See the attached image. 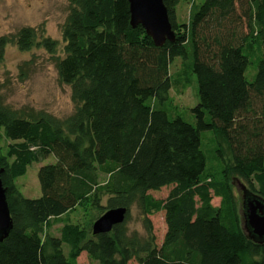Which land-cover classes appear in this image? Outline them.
I'll use <instances>...</instances> for the list:
<instances>
[{"label": "trees", "instance_id": "16d2710c", "mask_svg": "<svg viewBox=\"0 0 264 264\" xmlns=\"http://www.w3.org/2000/svg\"><path fill=\"white\" fill-rule=\"evenodd\" d=\"M68 2L62 57L58 42L33 28L0 39V65L9 44L53 55L75 105L61 119L13 109L0 91V170L13 222L0 264H76L83 253L98 264H264V243L248 239L233 192L238 179L264 199V0H205L183 23L181 0H164L176 39L161 48L132 28L129 0ZM254 51L261 57L249 79ZM176 59L197 78L195 125L165 108ZM206 131L230 155L219 180L207 173ZM51 155L56 163L38 173L42 196L26 198L16 179ZM169 187L163 200L149 194ZM135 205L145 236L128 227ZM117 208L127 209L125 222L94 235L93 222ZM78 209L88 216L71 223ZM161 211L167 231L158 246L150 216Z\"/></svg>", "mask_w": 264, "mask_h": 264}, {"label": "rangeland", "instance_id": "374dc122", "mask_svg": "<svg viewBox=\"0 0 264 264\" xmlns=\"http://www.w3.org/2000/svg\"><path fill=\"white\" fill-rule=\"evenodd\" d=\"M204 1L181 0L177 7L178 21L188 22L192 5H199ZM69 9L68 0H0V39L15 36L23 28H33L37 30L39 37L57 41L56 57H62L64 46L62 27L69 14ZM260 57L259 52H253L251 65L247 71L249 79H253L256 75L257 59ZM170 74L173 88L170 92L171 101L166 104L165 108L171 119L181 117L186 122L195 125L196 121L191 109L199 102L197 78L183 69L181 59H176L171 65ZM0 86L4 103L13 109L46 112L61 119L74 112L75 105L72 101L71 89L59 81L55 57L42 47H34L29 52H23L14 44L7 45L0 65ZM202 140L203 150L207 157V173L216 180L222 179V173L230 165V155L225 143L212 131L203 132ZM55 163L56 158L53 155L33 162L29 165L27 173L16 179L17 187L26 198L37 199L42 196L39 170L43 166ZM170 190L171 187L163 188L160 191L149 192V194L156 200H163ZM233 192L241 208L242 194L235 186ZM220 201V198H214L212 204L219 206ZM103 205H106L105 201ZM83 210L78 209L72 212L69 221L71 223L84 221L87 214ZM87 213L97 214L92 209H87ZM130 213L131 220L128 223L130 232L135 231L145 236L146 229L141 211L135 205ZM240 214L242 215V210ZM150 220L156 243L161 246L167 231L164 212L150 216ZM61 226L62 224L59 223L54 224L49 231L54 236H58ZM63 250L65 255L69 256L70 247L67 244L63 245ZM76 264L98 263L83 253ZM129 264H137V262L131 261Z\"/></svg>", "mask_w": 264, "mask_h": 264}, {"label": "water", "instance_id": "95a60500", "mask_svg": "<svg viewBox=\"0 0 264 264\" xmlns=\"http://www.w3.org/2000/svg\"><path fill=\"white\" fill-rule=\"evenodd\" d=\"M132 28L142 26L156 47H163L167 42H174L175 32L172 29L168 10L164 0H129ZM0 170V242L6 239L13 222L7 201V190L4 188ZM234 186L242 194L243 230L248 239L257 244L264 243V199L252 193L240 180H233ZM126 208L108 210L95 221L92 227L94 235L108 234L117 225L123 224L127 216Z\"/></svg>", "mask_w": 264, "mask_h": 264}]
</instances>
